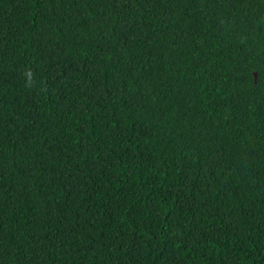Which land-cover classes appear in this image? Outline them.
I'll return each mask as SVG.
<instances>
[{
    "label": "trees",
    "instance_id": "trees-1",
    "mask_svg": "<svg viewBox=\"0 0 264 264\" xmlns=\"http://www.w3.org/2000/svg\"><path fill=\"white\" fill-rule=\"evenodd\" d=\"M0 264H264V0H0Z\"/></svg>",
    "mask_w": 264,
    "mask_h": 264
},
{
    "label": "water",
    "instance_id": "water-1",
    "mask_svg": "<svg viewBox=\"0 0 264 264\" xmlns=\"http://www.w3.org/2000/svg\"><path fill=\"white\" fill-rule=\"evenodd\" d=\"M256 79H257V73H255Z\"/></svg>",
    "mask_w": 264,
    "mask_h": 264
}]
</instances>
